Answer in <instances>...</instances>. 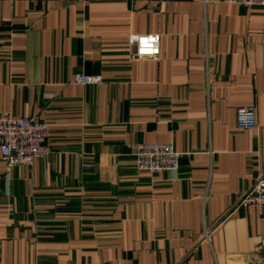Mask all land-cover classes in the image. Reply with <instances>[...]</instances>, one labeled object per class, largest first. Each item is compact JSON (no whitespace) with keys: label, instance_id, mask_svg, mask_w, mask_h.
Returning a JSON list of instances; mask_svg holds the SVG:
<instances>
[{"label":"crops","instance_id":"1","mask_svg":"<svg viewBox=\"0 0 264 264\" xmlns=\"http://www.w3.org/2000/svg\"><path fill=\"white\" fill-rule=\"evenodd\" d=\"M154 34L159 58L132 59ZM1 115L48 124L52 154H0V264H258L264 209L239 203L264 177V7L0 0ZM141 143L179 170L139 171Z\"/></svg>","mask_w":264,"mask_h":264},{"label":"built area","instance_id":"2","mask_svg":"<svg viewBox=\"0 0 264 264\" xmlns=\"http://www.w3.org/2000/svg\"><path fill=\"white\" fill-rule=\"evenodd\" d=\"M39 1V0H30ZM162 5L169 0H156ZM231 4H240L246 8L264 7V0H225ZM161 37L154 35H136L129 40L132 59H158ZM76 81L82 85L99 84L102 76L80 75ZM236 124L240 129L256 127V112L253 107H239L236 110ZM49 126L43 121L29 117L0 116V154L7 168L31 167L37 159L48 158L52 149L48 145ZM136 166L141 172L156 173L162 170L177 172L180 168V154L171 143H141L135 147ZM89 167V164H85ZM239 206L264 209V177L257 179L244 194ZM206 238L209 234L206 233ZM258 264H264V238L258 251L252 254Z\"/></svg>","mask_w":264,"mask_h":264}]
</instances>
